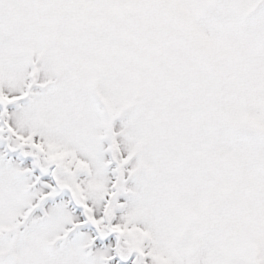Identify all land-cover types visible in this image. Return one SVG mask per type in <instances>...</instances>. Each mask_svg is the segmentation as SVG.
<instances>
[{
  "label": "snow or ice",
  "instance_id": "snow-or-ice-1",
  "mask_svg": "<svg viewBox=\"0 0 264 264\" xmlns=\"http://www.w3.org/2000/svg\"><path fill=\"white\" fill-rule=\"evenodd\" d=\"M0 264H264V0H0Z\"/></svg>",
  "mask_w": 264,
  "mask_h": 264
}]
</instances>
